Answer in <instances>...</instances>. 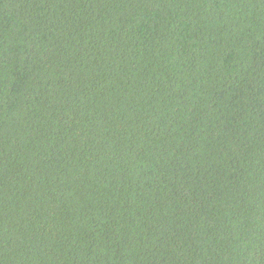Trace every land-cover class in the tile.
<instances>
[{
	"label": "trees",
	"instance_id": "1",
	"mask_svg": "<svg viewBox=\"0 0 264 264\" xmlns=\"http://www.w3.org/2000/svg\"><path fill=\"white\" fill-rule=\"evenodd\" d=\"M0 264H264V0H0Z\"/></svg>",
	"mask_w": 264,
	"mask_h": 264
}]
</instances>
